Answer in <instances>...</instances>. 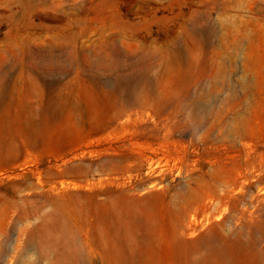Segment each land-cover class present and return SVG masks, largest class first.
<instances>
[{
	"label": "rangeland",
	"instance_id": "1",
	"mask_svg": "<svg viewBox=\"0 0 264 264\" xmlns=\"http://www.w3.org/2000/svg\"><path fill=\"white\" fill-rule=\"evenodd\" d=\"M0 264H264V0H0Z\"/></svg>",
	"mask_w": 264,
	"mask_h": 264
}]
</instances>
